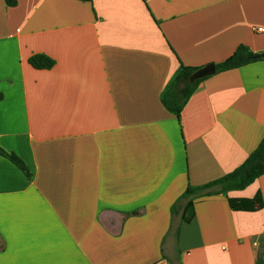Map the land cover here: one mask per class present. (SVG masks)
Instances as JSON below:
<instances>
[{
	"label": "crops",
	"instance_id": "crops-1",
	"mask_svg": "<svg viewBox=\"0 0 264 264\" xmlns=\"http://www.w3.org/2000/svg\"><path fill=\"white\" fill-rule=\"evenodd\" d=\"M0 0V264H264V175L194 198L264 139V60L203 81L180 122L181 65L264 53V0ZM36 54L56 61L35 69Z\"/></svg>",
	"mask_w": 264,
	"mask_h": 264
},
{
	"label": "trees",
	"instance_id": "trees-1",
	"mask_svg": "<svg viewBox=\"0 0 264 264\" xmlns=\"http://www.w3.org/2000/svg\"><path fill=\"white\" fill-rule=\"evenodd\" d=\"M91 2L92 0H80ZM8 5L15 6V0H7ZM249 47L245 45L239 46L236 52L224 62L217 64V73L238 69L246 65L264 60V58L256 57ZM30 64L38 70H50L56 65V61L44 54H36L29 60ZM199 68H191L181 65L175 76L169 83L167 89L163 93L162 102L168 111L176 115L180 122L181 113L187 101L197 90L199 85L207 78L190 83L191 75ZM209 78V77H208ZM181 86L178 90L177 87ZM0 156L6 158L16 167H18L27 178H31L32 174L26 163L15 153L8 152L0 147ZM264 175V139L258 148L247 158V160L235 171L227 174L223 178L213 181L207 185L200 187L189 186L181 199H186L184 207L183 221L191 222L195 215L194 198L200 194L212 196L216 194L215 187H220V191L228 192L233 190H243L253 184L257 179ZM229 205L234 211L257 212L264 208L262 195L258 193L253 198H229Z\"/></svg>",
	"mask_w": 264,
	"mask_h": 264
},
{
	"label": "water",
	"instance_id": "water-1",
	"mask_svg": "<svg viewBox=\"0 0 264 264\" xmlns=\"http://www.w3.org/2000/svg\"><path fill=\"white\" fill-rule=\"evenodd\" d=\"M260 58H264V53L256 56ZM217 73V67L215 64H209L203 68L198 69L196 72H194L189 81L190 83H195L196 81L211 77Z\"/></svg>",
	"mask_w": 264,
	"mask_h": 264
},
{
	"label": "built area",
	"instance_id": "built-area-1",
	"mask_svg": "<svg viewBox=\"0 0 264 264\" xmlns=\"http://www.w3.org/2000/svg\"><path fill=\"white\" fill-rule=\"evenodd\" d=\"M258 32H264V28H259Z\"/></svg>",
	"mask_w": 264,
	"mask_h": 264
},
{
	"label": "rangeland",
	"instance_id": "rangeland-1",
	"mask_svg": "<svg viewBox=\"0 0 264 264\" xmlns=\"http://www.w3.org/2000/svg\"><path fill=\"white\" fill-rule=\"evenodd\" d=\"M181 86L179 85L178 87H177V90L180 88Z\"/></svg>",
	"mask_w": 264,
	"mask_h": 264
}]
</instances>
